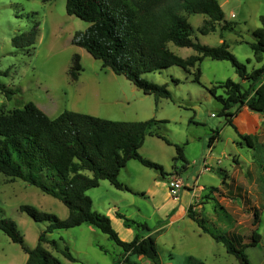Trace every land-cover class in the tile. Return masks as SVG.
Here are the masks:
<instances>
[{"label": "rangeland", "instance_id": "1", "mask_svg": "<svg viewBox=\"0 0 264 264\" xmlns=\"http://www.w3.org/2000/svg\"><path fill=\"white\" fill-rule=\"evenodd\" d=\"M65 1L0 0V85L13 91L7 97L0 88V112H9L14 107L32 101L51 118L68 109L111 120L153 119L151 130H157L166 140L148 134L138 151L162 166L166 180H162L155 169L131 159L120 169L119 179L131 188L144 192V195L117 189L109 181L102 180L98 186L86 191L92 199L93 209L105 215L112 214L111 225L125 241L131 240L136 230L126 226L123 218L114 216L111 211L113 207L118 208L128 219L146 223L149 230L141 229L140 235L151 233L155 236L156 250L162 264H180L181 259L184 264H241L236 257L226 252L221 242H216L201 231L199 235L195 231L198 229L195 223L180 221L176 223L178 226L168 227L170 216L165 218L164 215L173 207H185L190 196L184 188L189 186L196 190L192 193L187 209L197 212L208 225L216 226L221 233L230 230L241 234L243 243H248L253 228L252 210L257 207V231L261 239L256 246L245 248L250 264H256L264 255V207L260 208L263 200L259 183L257 179L253 182L255 169L248 168L245 174L233 172V177L239 179L249 199L235 197L234 178H231L233 181L230 191L226 187H210L219 185L223 176L216 166L221 164V169L229 174L231 165L234 164L232 158L245 160L252 154L255 162L264 164L263 148L257 146L252 150L243 143L242 148L234 147L230 140L234 129L224 123V116L219 114L221 105L208 91L210 86L228 78L240 81L230 61L204 57L198 64L199 82L192 80L194 67L188 72L180 66L172 65L145 73L143 77L146 79L166 84L170 97H155L143 93L124 75L115 74L109 67H103L99 59L72 43L74 32L84 30L88 22L68 14ZM218 2L224 12V19L233 24L232 30L222 29L220 25L214 31L201 34L198 28L206 16L189 14L186 18L193 28L192 38L205 45H217L220 39L225 40L228 50L238 61L245 63L249 71L259 64L252 57L249 43L254 40L252 29L262 23L260 16H264V0ZM33 23L37 24L38 29L34 44L29 47L12 45V37L28 30ZM168 47L183 58L196 54L191 47H180L172 43ZM74 54L79 55L81 65L76 79L68 73ZM246 58L251 59L249 63ZM243 83L246 87V83ZM217 92L221 93V88ZM215 129L220 131V138L215 141L212 151H209L208 139ZM176 146L182 148L185 162H173ZM235 153L239 156L234 155ZM235 166L239 170L242 168L238 161ZM120 175H123L122 179ZM170 177L182 182L183 186L177 192L178 198L169 192L172 198L168 196L163 199V185L156 187L155 196L150 195L148 188L152 185L153 178L166 182L168 186ZM196 178L197 183L204 185L203 187L195 184ZM26 204L40 212L53 213L61 219L66 218L68 213L67 207L59 198L20 178H11L0 172V219L13 220L25 246L33 248L47 222L34 221L20 210V206ZM218 205L224 206L234 223L224 216ZM165 224L167 225L164 226ZM46 235L58 242L59 249L66 245L74 256L75 260L69 261L60 251L43 243L44 248L63 264H111L121 252V247L105 233L86 223L67 229H54ZM172 243L177 245L178 250L171 249ZM98 245L105 248L107 253ZM190 251L198 253L199 258L191 257V261L186 262ZM26 257L21 245L13 242L0 229V264H23ZM132 258L135 260L134 264L146 262L140 255H130V259Z\"/></svg>", "mask_w": 264, "mask_h": 264}, {"label": "trees", "instance_id": "2", "mask_svg": "<svg viewBox=\"0 0 264 264\" xmlns=\"http://www.w3.org/2000/svg\"><path fill=\"white\" fill-rule=\"evenodd\" d=\"M65 10L88 22L84 30L74 32L72 43L99 59L103 67H109L115 74L124 75L143 93L155 97H170L166 84L146 79L143 77L145 73L172 65L180 66L188 72L194 67L192 80L199 82L198 64L204 57L228 60L240 81L228 78L208 89L221 105L219 114L224 116V123L237 132L232 117L243 106L264 117L263 15L260 16L261 25L252 29L254 40L249 43L253 59L261 64L248 71L246 64L238 61L228 50L225 40L217 45H205L192 38L193 28L186 18L189 14L206 16L198 28L201 34L214 31L216 24L220 22H223L222 29L232 30L233 24L224 19L218 0H66ZM37 30V24L33 23L28 30L12 37V45L31 46L35 42ZM169 43L191 47L196 54L180 57L168 47ZM250 60L246 58L247 63ZM80 69V57L74 54L68 73L76 79ZM0 88L7 97L13 93L1 85ZM220 88L221 93H218ZM153 123V119L111 120L68 109L51 118L32 101L14 107L9 112H0V172L11 178H20L59 198L68 210L66 218L61 219L53 213L40 212L31 205L20 206V210L34 221L47 222L33 248L25 246L13 220L0 219V229L26 252L23 264H63L44 248L43 243L60 251L69 261H74L75 258L66 245L59 249L58 242L49 239L46 234L54 229H67L83 223L105 233L121 247L119 257L111 264H134L130 255H140L152 264H162L156 250L155 236L151 233L140 235L141 229L149 230L146 223L118 214L124 219L126 226L136 230L131 240H122L112 227L110 218L93 209L92 199L86 194L87 190L98 186L100 180H107L117 189L144 195V192L133 190L119 179L120 169L131 159L155 169L161 178L165 177L160 164L142 156L138 151L148 134L166 140L157 130H151ZM219 133L216 129L211 131L209 146L219 139ZM238 136L247 146L255 147L250 134L238 133ZM172 159L174 163L178 160L186 161L180 146H176V155ZM262 169L263 204L260 208L264 207V164ZM218 171L223 173L221 180L225 183L228 177L226 172L223 169ZM218 206L224 216L234 223L224 206ZM252 211L253 228L248 243H243L241 234L230 230L221 233L216 226L208 225L203 217L190 208L187 209V216L196 222L201 232L207 233L216 242H221L226 252L236 257L241 264H250L245 248L256 246L261 237L257 231L258 208L254 207ZM98 246L107 253L105 248ZM189 261L191 256L186 262ZM181 262L183 263V259Z\"/></svg>", "mask_w": 264, "mask_h": 264}, {"label": "crops", "instance_id": "3", "mask_svg": "<svg viewBox=\"0 0 264 264\" xmlns=\"http://www.w3.org/2000/svg\"><path fill=\"white\" fill-rule=\"evenodd\" d=\"M233 15V14H232ZM204 20V19H203ZM223 22H220L218 24H216V27H219L220 25H222ZM256 28V27H255ZM254 29V28H253ZM222 39L219 40V43L221 42ZM218 43V44H219ZM261 63L257 64L255 67L253 68H256L260 65ZM252 68V69H253ZM262 80H264V76L262 78ZM232 122L234 123V125L236 126V130L237 132L234 130V135L231 137L230 136V140H231V143L234 144V147H236V149L238 148H242L243 144H245L244 141H242L240 139V137L238 136V133L239 134H250L253 138L252 140L255 142V147L259 146L261 148L264 149V117L261 113L259 112H256V111H252L250 110L247 106H243L241 107L237 113L233 116L232 118ZM220 134V133H219ZM219 138H220V135H219ZM219 140V139H218ZM217 141V140H216ZM215 143V142H214ZM214 143L209 147V151H212V147L214 145ZM255 147L251 148L248 146L249 149H252V150H255ZM234 155L236 156H239V154L235 153ZM253 155L251 154L250 155V158L249 159H245L244 158L241 160L240 158H238L237 160H235V158L233 160L234 164L231 165V169L230 171L228 172L229 174H227V179L225 181V183H222V180L220 181L219 185H210L211 186H215L217 188H221V187H226L227 189H229V191L231 190V178H234V181H235V186H234V190H235V197H241V198H248V196L245 195L246 193V190L245 188L239 183V179H237L236 177H233V172L236 171V172H242L243 174L246 173V170L249 168L250 170H252L253 168L255 169V173H256V176L253 178V182L256 181L257 179V182L259 183L258 186H259V191L261 193V180H262V172H263V169H262V164H259L257 162H255V160L252 158ZM237 161L239 162V166L242 167L240 170L238 167H236V163ZM221 164H219L217 167V170L218 169H221ZM257 166V167H256ZM232 171V173H230ZM120 174V172H119ZM124 175V174H123ZM123 175H120L121 176V179L123 178ZM162 180L165 179V178H161ZM169 179V178H168ZM197 179L194 181L195 184H198L200 187L204 186L200 183H197ZM166 180V179H165ZM238 180V181H237ZM102 180H100L101 182ZM238 182V183H237ZM193 183V182H192ZM191 183V185H192ZM188 184V183H187ZM161 185L164 186V191H165V198H167L168 196H170L169 194V191H168V186L166 184V182H160V180H158L157 178H153L152 180V185L148 188V190H150V195L152 196H155L154 194H156V190L157 188L156 187H160ZM129 186V185H128ZM228 186V187H227ZM130 187V186H129ZM133 190H136L138 191L137 189L135 188H132ZM186 190V192L188 191L189 193V198H188V201L185 205V207H182V205L180 206H176V207H173L172 209H170L168 212L165 213L164 217L166 218V216H170L169 218V221L167 222L168 224V227L169 226H178L176 223L177 222H180V221H187L189 223H195L196 222L194 220H192L191 218H189L187 216V207L188 205L190 204V200L192 198V193L194 190L196 189H192L190 188L189 186H187L186 188H184ZM248 192H250V189L247 190ZM171 197V196H170ZM172 198V197H171ZM113 215L114 216H117L118 217V214H122L120 213L119 209L116 208V207H113ZM108 215V217L110 218V222L112 221V214L110 213H106ZM121 218V217H120ZM161 220V219H160ZM124 221V220H123ZM167 224H165L164 226H166ZM197 225V224H196ZM197 233H199V235H201L200 233V228L197 226ZM194 231V232H195ZM178 232V231H177ZM118 234V233H117ZM131 234H134L132 231H131ZM148 234H145L143 236H146ZM156 239V238H155ZM261 239V237H260ZM260 241V240H259ZM171 249L172 250H178L177 248V245L172 243V246H171ZM121 253V252H120ZM246 253V252H245ZM173 254L175 256H177L175 254V252H173ZM184 254V253H183ZM188 254L191 256V257H194V258H199V255L198 253H192L191 251L188 252ZM180 256H183L182 253H180ZM137 257V256H136ZM133 262L135 261L133 258L131 259ZM179 260V259H178ZM143 262V260H141ZM146 262H144V264H150L151 262H149L147 259L145 260ZM173 261H177V260H173ZM181 260H179V262H181ZM264 263V255L262 257H260V259L258 261H256V264H263Z\"/></svg>", "mask_w": 264, "mask_h": 264}, {"label": "built area", "instance_id": "4", "mask_svg": "<svg viewBox=\"0 0 264 264\" xmlns=\"http://www.w3.org/2000/svg\"><path fill=\"white\" fill-rule=\"evenodd\" d=\"M182 186V182L179 179L174 177H170L168 179V190L173 197L178 198L177 192L182 188Z\"/></svg>", "mask_w": 264, "mask_h": 264}]
</instances>
